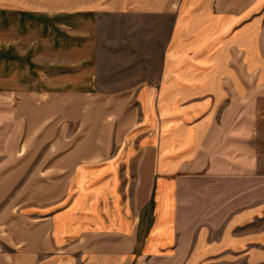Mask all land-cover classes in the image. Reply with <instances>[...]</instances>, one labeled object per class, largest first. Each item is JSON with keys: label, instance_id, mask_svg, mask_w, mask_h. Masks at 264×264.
<instances>
[{"label": "crops", "instance_id": "obj_1", "mask_svg": "<svg viewBox=\"0 0 264 264\" xmlns=\"http://www.w3.org/2000/svg\"><path fill=\"white\" fill-rule=\"evenodd\" d=\"M3 5L1 86L55 87L60 117L101 102L104 133L61 156L54 203L21 209L39 236L17 262L264 264V0Z\"/></svg>", "mask_w": 264, "mask_h": 264}, {"label": "rangeland", "instance_id": "obj_2", "mask_svg": "<svg viewBox=\"0 0 264 264\" xmlns=\"http://www.w3.org/2000/svg\"><path fill=\"white\" fill-rule=\"evenodd\" d=\"M11 2L0 0V6H10ZM20 57L24 62L28 54ZM19 79L20 90L18 85H11L6 75L4 80L9 82L4 81V86L0 83V264L34 260L21 254L17 262L18 253L27 247L30 238L39 236V220L21 215V209L54 203L65 183V171L58 165L61 156L74 154L79 142L91 144L104 134L94 131L101 102L69 99L64 103L68 116L60 117V94L51 90L55 87L47 85L43 89L41 84L36 91L32 88L26 91L33 85H28L25 73ZM76 108L79 113H75ZM256 145L260 171L264 173V100L259 102Z\"/></svg>", "mask_w": 264, "mask_h": 264}]
</instances>
